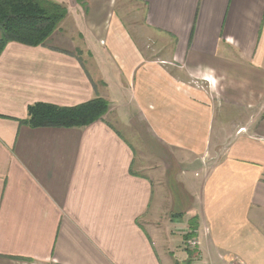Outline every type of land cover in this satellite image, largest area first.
Wrapping results in <instances>:
<instances>
[{"label": "crops", "instance_id": "obj_1", "mask_svg": "<svg viewBox=\"0 0 264 264\" xmlns=\"http://www.w3.org/2000/svg\"><path fill=\"white\" fill-rule=\"evenodd\" d=\"M63 5L73 33L0 55V264H264V0Z\"/></svg>", "mask_w": 264, "mask_h": 264}, {"label": "trees", "instance_id": "obj_2", "mask_svg": "<svg viewBox=\"0 0 264 264\" xmlns=\"http://www.w3.org/2000/svg\"><path fill=\"white\" fill-rule=\"evenodd\" d=\"M67 14L66 6L51 0H0V55L12 42L30 47L45 45ZM109 109L110 102L103 98L72 107L35 103L28 107L24 124L33 129L84 128L101 121ZM193 238L194 230L185 236V241ZM191 263L190 258L186 264Z\"/></svg>", "mask_w": 264, "mask_h": 264}, {"label": "rangeland", "instance_id": "obj_3", "mask_svg": "<svg viewBox=\"0 0 264 264\" xmlns=\"http://www.w3.org/2000/svg\"><path fill=\"white\" fill-rule=\"evenodd\" d=\"M51 1H53V2H55V3H58V4H60V5H63V0L62 1H58V0H51ZM58 1V2H57ZM67 8V10H68V7H66ZM69 12V11H68ZM61 25H63V27H62V29H63V33H65L66 35H67V32H70V33H73L72 32V19H69V14H67V16L65 17V19L63 20V22L61 23ZM136 29L137 30H139L140 29V26H139V24L137 23V27H136ZM0 37H1V35H0ZM154 43H152V42H149L147 45L145 44L144 45V47H145V49H148L147 48V46L149 47V49L150 50H153L154 48V45H153ZM153 46V47H151V46ZM252 126H254V124H252ZM256 124H255V128H256ZM137 144H141V147L143 148V143L141 142V141H139V140H137V142H136V145ZM186 242V241H185ZM186 246H188V244H187V242H186V244H185ZM188 248H191V249H196L197 247H195V248H193V247H190V246H188Z\"/></svg>", "mask_w": 264, "mask_h": 264}, {"label": "built area", "instance_id": "obj_4", "mask_svg": "<svg viewBox=\"0 0 264 264\" xmlns=\"http://www.w3.org/2000/svg\"><path fill=\"white\" fill-rule=\"evenodd\" d=\"M188 244L191 246V247H196V246H198V240H196V239H190V240H188Z\"/></svg>", "mask_w": 264, "mask_h": 264}, {"label": "bare ground", "instance_id": "obj_5", "mask_svg": "<svg viewBox=\"0 0 264 264\" xmlns=\"http://www.w3.org/2000/svg\"><path fill=\"white\" fill-rule=\"evenodd\" d=\"M187 244H188V242H187ZM188 246H190L189 244H188ZM191 247V246H190ZM197 247V246H196ZM195 248V247H194Z\"/></svg>", "mask_w": 264, "mask_h": 264}]
</instances>
